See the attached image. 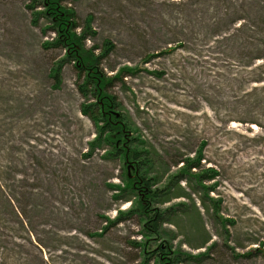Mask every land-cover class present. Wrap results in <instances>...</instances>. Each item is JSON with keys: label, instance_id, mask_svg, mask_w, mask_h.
<instances>
[{"label": "rangeland", "instance_id": "374dc122", "mask_svg": "<svg viewBox=\"0 0 264 264\" xmlns=\"http://www.w3.org/2000/svg\"><path fill=\"white\" fill-rule=\"evenodd\" d=\"M62 4L82 37L77 54L111 78L105 91L128 118L129 149L141 135L159 152L158 187L203 141V166L220 174L204 183L209 197L181 181L191 197L153 202L179 210L149 242L120 196L142 166L84 113L96 96L84 94L56 25L33 0H0V264H159L148 251L163 240L178 264H264V92L249 95L257 84L245 67L247 28L264 38V0Z\"/></svg>", "mask_w": 264, "mask_h": 264}, {"label": "trees", "instance_id": "16d2710c", "mask_svg": "<svg viewBox=\"0 0 264 264\" xmlns=\"http://www.w3.org/2000/svg\"><path fill=\"white\" fill-rule=\"evenodd\" d=\"M33 2L38 5L37 8L42 7L44 10L41 13L43 14L42 16L49 18L56 25L54 31L58 32L62 38L59 43L69 48L68 55L76 61L75 66L79 73L81 75L84 73V86H86L84 87V94L91 92V94L96 96V102L88 106V108L93 107V109L90 111L85 108L84 113L89 115L95 123L98 121L104 123L103 130L101 131L102 138H105L104 141L113 144V151L116 154L123 156L127 163L129 159H136L142 166L140 167L141 170L137 169L131 176L129 174L126 176V189H121L123 193L120 196H123L121 197L123 198V202H132V205L135 203L125 213L129 215L137 214L143 222L144 236L148 237L149 242L150 240L155 241L161 235L163 225L168 221H172V218L166 219L165 215L174 216L177 214L178 208L183 207V203H178L175 206L178 207V210L170 207L162 211L157 207H153V202L165 204L171 202L174 198L191 197L190 194L186 193V188L181 184V181H185L187 185L194 180L198 186L205 190L208 197L210 191L215 190L204 184L206 181L214 180L220 174L217 169L213 167L205 168L202 164L204 158L203 150L206 145L205 141L202 142L196 157L182 156L180 158V161L176 165L182 164L179 171L171 176L169 186L158 187L163 178L160 176V172L153 170L157 166L155 156L158 157V162L164 165L163 161L159 159L158 155L160 154L154 146L152 147V145L143 141L141 135L131 140L129 149V132L131 130H128L129 122L126 123L124 121V118L127 117L119 111L121 103L118 102L117 97L108 95L105 91V87L111 81V78L102 77V72L98 68V62L91 60V58L87 61L83 55L77 54L84 50V46L80 42L82 41V37H77L73 33V28H75L71 20L73 13L63 6L62 0H33ZM247 30L248 37L252 39L245 41L250 50L245 56V67L248 68V84H257V87H251V91H249V95H254L257 92H264V38H253L251 33L256 32L254 27H248ZM259 32L264 34V26L259 28ZM76 42H79L80 45L76 44ZM112 48L108 45L104 47L107 55ZM260 60L263 61L259 62ZM123 73L120 72L118 76H121ZM160 167L162 166L160 165ZM136 196L137 201L134 202ZM211 200L215 202L214 212L219 217V202L215 198ZM123 212L122 210L119 211L120 215L124 214ZM210 239V237L205 238L203 243L207 244ZM144 246L145 250H147L146 243ZM172 249V246L170 247L163 240L153 250L148 252L150 255H153V258L159 264H178L182 261L180 257L181 253H177Z\"/></svg>", "mask_w": 264, "mask_h": 264}]
</instances>
